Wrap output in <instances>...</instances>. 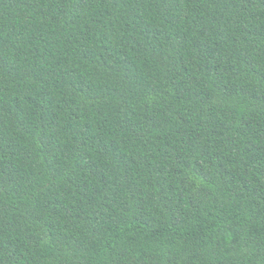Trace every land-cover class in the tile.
<instances>
[{"label": "trees", "instance_id": "16d2710c", "mask_svg": "<svg viewBox=\"0 0 264 264\" xmlns=\"http://www.w3.org/2000/svg\"><path fill=\"white\" fill-rule=\"evenodd\" d=\"M0 264H264V0H0Z\"/></svg>", "mask_w": 264, "mask_h": 264}]
</instances>
